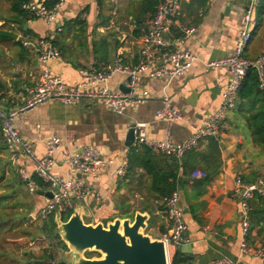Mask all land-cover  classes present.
I'll return each instance as SVG.
<instances>
[{"label":"crops","instance_id":"crops-1","mask_svg":"<svg viewBox=\"0 0 264 264\" xmlns=\"http://www.w3.org/2000/svg\"><path fill=\"white\" fill-rule=\"evenodd\" d=\"M190 1L180 0V10L181 2ZM148 2L149 0H64L57 15L56 25L49 27L43 23L44 28L39 29L38 22L42 21L33 19L23 24V32L29 30V34L25 35L15 24L17 30L14 31V39L17 35L28 41L48 38L52 43L56 38L61 39L59 32L63 25L82 13L81 20L85 23L83 31L80 33L78 28H74L69 34H65L62 38L60 57L47 65L52 76L60 77L66 85H75L81 80L79 70L82 68L100 70L101 65L113 63L118 57L124 64H136L139 35L136 29L139 22L147 21L152 16V7ZM244 7L245 3L240 0H207L204 9L194 4L190 15L182 13L177 23L196 29L194 35L184 44V48L194 55L196 60L182 76L151 80L145 74L140 75L135 93H145L146 101L139 105H129L122 116L111 113L102 101L83 100L76 105L51 102L13 120V128L30 144L32 152L38 158L45 156L46 139L49 137H57L61 148L65 150L76 151L83 146H93L104 158H117L111 167L101 170L98 174L81 176L68 173L60 152L54 155L53 175L63 180L78 179L96 189L100 195V204L93 202L89 196L81 202L84 209L83 220L88 219L87 222L84 221L86 224L110 222L115 217V203L121 200L125 199L132 209L137 210L148 201L154 208L155 220L154 225L147 231H151L155 239H161L164 234L170 232L171 223L166 211L157 208L162 203L155 197L144 191L140 194L135 191L129 193L126 187L117 190L120 178L116 171L120 165L119 161L127 160L129 148L137 146L134 145V140L130 146L126 145L127 133L136 123H144L149 138L163 141L166 130L169 129L170 140L173 143H181L191 135V127H199L203 120L217 110L229 77L224 69L205 71L204 63L231 55L241 29ZM253 18L254 26L251 31H254L244 52V56L249 60L264 57V0H259ZM26 23L27 27L24 28ZM2 24L3 21H0V25ZM111 24L117 26L120 32L105 30ZM11 44L15 50L9 52V57L0 53V58L9 63V66L6 64L9 76L0 75V81L6 88L0 93V104L7 109L21 104L40 78V67L35 52L20 45L28 54L27 60L21 62L17 55L18 47ZM16 68L19 73L14 74ZM125 80L124 75L116 74L108 80L107 87L111 91L122 93L121 90H126ZM164 97H167L169 105L181 115V119L170 126L155 117ZM217 142L219 153L212 154V157H215L212 166L216 171L210 174L206 184H201L190 176L195 170L205 169V156L210 154L206 139L195 149L198 153L196 157L191 158L189 153L180 161L183 167L177 170V206L182 212L186 226L184 236L187 243L179 248L167 247L169 263L174 252L180 251L190 258L191 264H207L221 256L238 259L239 264H264V258L251 253L240 254L243 240L251 249L260 247L264 250V227H257L249 234L243 232L242 212L238 198L234 196L235 182L241 177L249 181V185H257L262 181L264 191V154L253 144L243 118L235 115L233 111L227 114ZM166 162L171 165L169 159ZM9 165L17 167L18 175L22 173L29 179L34 176L32 160L21 157L6 147L0 135V172L8 171ZM5 181L6 177L0 182V230L4 228L0 233L4 237V234L8 235V231L12 234L16 231L17 234L20 232L24 239L30 235L24 229L32 228L29 224L35 221L36 214L28 208L22 210L19 204H16V192L11 193L15 197L10 199V209L2 208L4 192L1 188H4ZM19 181L24 182L20 176ZM260 195L264 197V194ZM36 196L40 199L38 213L47 203V199L37 192ZM252 200L253 198L250 201ZM133 201H137L138 205L135 206ZM14 203L16 208H12ZM92 205L95 210L93 216L89 208ZM24 210L27 211L26 214L23 213ZM22 216L24 220L20 222ZM5 223L8 226L4 227ZM22 227L24 229H21ZM37 238H28V242L34 245ZM19 242L6 239L5 243H12L19 249L14 252L15 257L10 253L5 255L11 264H45L49 259L48 253H44L47 248L44 249L40 244L41 246L34 245L32 252L28 253L29 260L20 261L18 256L25 244L21 246ZM58 246L62 251L63 248ZM11 247L13 250V246ZM4 252L8 251L5 249ZM58 253L57 255L62 257L61 252ZM57 262L63 263V260Z\"/></svg>","mask_w":264,"mask_h":264},{"label":"built area","instance_id":"built-area-1","mask_svg":"<svg viewBox=\"0 0 264 264\" xmlns=\"http://www.w3.org/2000/svg\"><path fill=\"white\" fill-rule=\"evenodd\" d=\"M245 3L241 17V29L231 55L213 59L204 63V70L224 69L229 81L221 93L220 104L217 110L207 117L199 127H191V135L181 143H173L169 138V129L166 130L165 139L158 141L151 139L146 134V125L136 123L133 127L134 145L144 146L153 154L164 155L180 163L182 157L189 151L196 149L199 143L211 138L218 141L221 127L227 114L235 107L237 91L241 81L249 69L257 75V87L264 92V57L249 60L244 52L251 39V30L254 26V14L259 0H240ZM64 0H32L22 4L21 9L31 18L42 21L46 26L56 25L57 15L62 8ZM181 15L180 0H164L158 4L152 17L142 21L139 26L138 54L135 65H127L118 57L113 63L107 64L102 69H80V82L75 85H66L60 77L52 76L47 65L50 61L60 57V51L48 38H39L35 41L15 37V42L22 47L33 50L37 64L40 67L38 83L28 92L25 100L14 108L7 109L0 104V135L3 144L21 157H26L34 163V176L41 181L46 189H41L32 179L22 173V181L28 184L31 193L45 191L51 193V199L38 212L41 223L45 222L51 213L58 211L60 214L71 213L76 202H82L89 196L93 202L100 204L101 198L97 190L89 187L78 179L63 180L52 174L54 155L61 153L70 175L89 176L96 175L101 170L111 167L117 158H104L97 148L83 146L79 150L69 151L61 148L57 137L46 139V153L38 158L31 150L30 144L23 140L12 126L15 118L23 117L37 108L51 102L63 105H76L83 100L102 101L105 107L114 115L122 116L129 105H139L146 101L145 93H135L139 77L145 74L148 79L161 80L184 75L191 67L196 57L184 48L185 41L194 35L196 29L191 26L177 23ZM173 27H176L173 29ZM105 30L120 32V29L111 24ZM57 31L59 29L57 28ZM126 77L124 86L126 92L119 93L108 89L107 82L114 75ZM155 117L170 126L181 119L180 113L169 105L167 97L161 101V106L155 112ZM120 162L116 174L119 178L125 175L127 160ZM191 178L203 180L207 174L201 170L191 173ZM262 181L257 185H244L240 180L235 182L234 196L238 198L243 232L248 229V202L255 193L264 194ZM178 193L173 192L165 200V211L171 223V230L161 237L166 246L179 248L187 243L184 236L186 226L183 215L177 206ZM42 225V224H41ZM44 237V234H42ZM42 239L44 240V238ZM251 253L264 258V250L260 247L249 248L243 240L240 245V254ZM49 259L45 264H62L53 259L48 252ZM207 264H239L238 259L221 256Z\"/></svg>","mask_w":264,"mask_h":264},{"label":"trees","instance_id":"trees-1","mask_svg":"<svg viewBox=\"0 0 264 264\" xmlns=\"http://www.w3.org/2000/svg\"><path fill=\"white\" fill-rule=\"evenodd\" d=\"M31 0H8L10 3L9 13H10V21L11 24L18 25V30L25 35L29 34V30L23 32V24L30 20H33L30 15L24 12L21 9L23 3ZM162 0H149L148 4L152 7V15L155 11V8L158 4L161 3ZM207 0H191L189 3L181 2V14L190 15L191 9L194 4H197L200 9H204ZM82 13L76 17L74 20H71L63 25L60 30L61 39L56 38L52 40V44L58 48V50H62V38L65 34H69L72 29L78 28V31L81 33L84 29V21L81 20ZM152 17V16H151ZM150 17V18H151ZM0 21H4L5 19L0 16ZM137 26V31L139 33V26ZM4 24L0 25V43H13L16 47H18V57L20 61L27 60L28 54L24 48L20 46L19 43L13 42L14 40V31L12 29L6 30L4 29ZM254 31V29H253ZM253 31H251V38ZM107 64L101 65L104 67ZM5 84L0 81V93L5 91ZM235 115L241 116L246 124V127L250 133L251 140L253 144L260 150L262 154H264V92L260 91L257 87V75L253 69H249L240 83V86L237 91V100L235 103V107L232 110ZM207 140V148L210 152L209 156H205L204 162V172L207 174V178L203 180H199L201 184H206L210 178V174H212L215 169H213L212 164H214L215 157H212V154L219 153L218 142L208 138ZM191 153V158L196 157L198 153H196L195 149L187 152L186 154ZM185 154V155H186ZM184 155V156H185ZM183 156V158H184ZM204 158V156H202ZM207 157V159H206ZM182 158V159H183ZM171 161V165H167V160ZM181 159V160H182ZM182 168V163H178L175 159L166 157L164 155H156L153 154L149 149L144 146H134L130 147L127 154V168L125 171V175L119 179L117 190L121 187H126L128 192H145L148 195H152L162 204L157 208L161 211L165 210V200L168 199L171 194L178 190L179 179L177 175L178 168ZM41 189H46V186L41 183L35 176L31 178ZM4 173L0 172V182L4 181ZM240 182L242 184L250 183L244 178H240ZM4 183V188H5ZM6 194V193H4ZM11 193L8 195H4L2 197L3 209H10V199L14 198ZM17 204V203H16ZM16 204H13L12 208H16ZM249 211H248V234L257 227H264V197L258 193L253 195V200L248 202ZM115 217L120 219H133V215L136 211L141 213L146 212L150 218L148 220L147 229H150L154 225V208L152 205L146 201L143 203L140 209H132V206L126 202V200H121L115 203L114 206ZM70 216V213L61 214V220L66 221ZM26 218V217H25ZM22 219L20 222H22ZM106 223V221L104 222ZM56 228V224L54 222V213H51L47 220L42 223L40 226L41 231L45 232L51 240L59 241L61 247L65 249V245L61 242L59 236L54 232ZM25 232V231H24ZM99 256V255H97ZM87 258L92 256L86 255ZM63 264V263H62ZM170 264H191L190 258L181 254L180 251L174 252L171 256Z\"/></svg>","mask_w":264,"mask_h":264},{"label":"water","instance_id":"water-1","mask_svg":"<svg viewBox=\"0 0 264 264\" xmlns=\"http://www.w3.org/2000/svg\"><path fill=\"white\" fill-rule=\"evenodd\" d=\"M126 139V145L130 146L134 140L133 129L128 131ZM37 194L47 201L52 196L45 191ZM83 214L81 202L75 203L66 221L61 220L58 211L54 213V232L66 247L61 252L63 264H170L166 243L144 233L149 220L146 212L137 211L133 219L115 218L106 224H86ZM87 252L95 255L87 258Z\"/></svg>","mask_w":264,"mask_h":264},{"label":"rangeland","instance_id":"rangeland-1","mask_svg":"<svg viewBox=\"0 0 264 264\" xmlns=\"http://www.w3.org/2000/svg\"><path fill=\"white\" fill-rule=\"evenodd\" d=\"M9 8H10V3L8 2V0H0V16H2L5 20L3 21L4 23V29L6 30H9V29H12L13 31H16L17 30V26L15 24H11L9 23V20H10V13H9ZM38 28L39 29H42L44 28V24L43 22H38ZM15 50V48L13 47V45L11 43H4V44H0V53L1 55L5 56L7 55V57H9V52H13ZM6 59H4V61L2 60V58H0V75L1 76H4V77H7L9 76L8 75V72H7V67H6V64L7 66H9V63H6ZM5 66V69H3V67ZM19 73V70L16 68L14 69V74H17ZM10 169H8V171L6 170V172H4V178L6 177V181H5V188H1L3 190L4 195H8L10 193H13V192H16L17 194V204H19L20 208L23 210V209H26L28 208L29 211L33 212L34 214H36V219L35 221L31 222L29 225H31V229L30 228H23L24 226L21 228V229H24L26 230V232L28 231L30 233V235L26 236L24 239H23V236L22 234H20V232L17 234L16 231L13 232V234L8 231V235L4 234V237L1 235L0 233V237H2L0 239V261L1 263L0 264H11L10 262H8V258L7 256L5 255H12L15 257V251H18L16 247H14L15 245L12 244V243H9L11 246H13V250L12 247L10 245H8L6 242V239L10 240V241H15V242H19L20 244L19 245H24V247L21 248V254L19 257L20 261H25L26 260H29L30 256L28 255V253H30V251L32 252L31 249H34V245H43L44 249H46V251L44 253H50L52 254V257L56 260V261H59V260H63V257L57 255V253L59 252H62L60 251V247L58 245H60L59 241L57 242V240H51L49 237H47L46 234H44L45 232L41 231V229L39 228L41 221L39 219V216H38V213H37V207L40 203V199H38V197L36 196V193H31L28 189V184L24 181V182H21L19 181V175H18V171H17V167L14 166H10ZM8 174V175H7ZM2 184V183H1ZM0 184V185H1ZM134 202V205H138V202L137 201H133ZM90 210H91V213H92V216L95 215V210H94V207L93 205L92 206H89ZM27 211H23V213L26 214ZM85 222L88 221V219H84ZM5 226H8L6 223L4 225ZM7 229V227H6ZM4 231V228L2 230H0V232ZM144 233L148 234L151 238L155 239V237H153L152 235V232L151 231H145ZM42 234H44V237L42 236ZM38 235V236H37ZM33 236L35 237H38L37 238V241H35V244L34 245H31L30 241L28 242V238H33ZM42 237L44 238V240L42 239ZM27 239V240H26ZM19 240V241H18ZM41 244V245H40ZM61 246V245H60ZM26 247V249H24ZM6 249V251L8 252H4ZM10 253V254H9ZM23 253V254H22ZM58 253V254H59ZM27 254V255H26ZM85 255H89V256H94L95 254L91 253V252H87L85 253ZM1 258H3V260H1ZM26 259V260H24ZM8 262V263H7Z\"/></svg>","mask_w":264,"mask_h":264}]
</instances>
